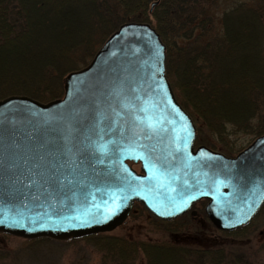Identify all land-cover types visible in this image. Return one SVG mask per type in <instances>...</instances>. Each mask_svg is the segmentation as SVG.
Masks as SVG:
<instances>
[{
  "label": "water",
  "instance_id": "obj_1",
  "mask_svg": "<svg viewBox=\"0 0 264 264\" xmlns=\"http://www.w3.org/2000/svg\"><path fill=\"white\" fill-rule=\"evenodd\" d=\"M165 63L154 27L126 22L65 76L62 98L0 99V233L55 241L110 233L136 202L171 221L188 212L196 219L192 207L207 200L218 230L250 224L264 205V134L234 157L196 146ZM93 140L111 141L107 153Z\"/></svg>",
  "mask_w": 264,
  "mask_h": 264
},
{
  "label": "trees",
  "instance_id": "obj_2",
  "mask_svg": "<svg viewBox=\"0 0 264 264\" xmlns=\"http://www.w3.org/2000/svg\"><path fill=\"white\" fill-rule=\"evenodd\" d=\"M149 2L0 0V99L14 94L42 102L62 97L65 76L87 65L120 25L147 22L166 46V75L195 122L198 145L233 155L263 135L264 32L259 14L238 5L217 22L209 15L207 0H158L152 11ZM240 136L248 139L240 141ZM155 221L171 234L192 223L187 216ZM247 227L221 233L241 234ZM23 241L32 254L42 245L83 241L100 254L102 264H139L143 257L145 264H241L229 247L196 249L110 234ZM4 254L0 250V260Z\"/></svg>",
  "mask_w": 264,
  "mask_h": 264
},
{
  "label": "rangeland",
  "instance_id": "obj_3",
  "mask_svg": "<svg viewBox=\"0 0 264 264\" xmlns=\"http://www.w3.org/2000/svg\"><path fill=\"white\" fill-rule=\"evenodd\" d=\"M207 1L206 8L210 12L209 15H212L211 17H216L217 22L224 16V13L232 7L236 8L238 5H244L245 7L251 8V11L257 12L261 17L262 29L264 32V0ZM155 2L158 4V0H150V11L154 8ZM174 93L176 95L175 90ZM230 139L235 140L236 138L235 136H231ZM238 139H240V141L245 140L246 142L248 137L240 136ZM217 147L219 148V146ZM220 150L215 151L221 152ZM236 154L237 153L225 155L234 157ZM134 168L139 171V165H134ZM193 209L198 212L197 218H192L190 214L185 215L192 223L187 224L185 227L177 228L178 233L171 234L162 229L160 223L155 221L156 218L142 206L133 208L127 220L109 234L130 240L141 239L152 243L171 242L196 249L216 248L220 246L229 247L231 251L237 252L239 256H235L234 258L239 257L238 259L241 261V264H264V246L262 244L264 240V205L253 221L248 225L247 229L241 234L235 235L222 234L221 232L223 231L218 230L205 215L204 205L197 204ZM2 235L5 234L0 233V250L5 252V254L3 259L0 260V264H102L100 254L90 245H86L83 241H79L75 245L66 243L42 245L38 248L37 254H32L28 252L27 244L23 239L11 235L5 238L2 237ZM137 262L139 264L146 263L144 257Z\"/></svg>",
  "mask_w": 264,
  "mask_h": 264
},
{
  "label": "snow or ice",
  "instance_id": "obj_4",
  "mask_svg": "<svg viewBox=\"0 0 264 264\" xmlns=\"http://www.w3.org/2000/svg\"><path fill=\"white\" fill-rule=\"evenodd\" d=\"M122 107H124V108H133L134 106H133L132 104H130V103L125 104V103L122 102ZM114 111H115V110H114ZM141 111H144V109H141ZM116 115L119 116L120 113H117ZM133 118H134L135 120H137V121H139V120L141 119V117L137 116V115L135 114V112H133ZM146 127H148L149 129L154 130V126H153V123H152V122H149V123L146 125ZM101 131H102V130H101ZM98 139L101 140V141H103V136H102V135H98ZM110 142H111V141H105V142H103V143H97L95 140H93V141H91L90 143H91V145L93 146V148H94V150H95L96 152H99V153L105 154V153H107V151H108L107 144L110 143ZM101 162H102V161H101ZM146 167H147V165H146Z\"/></svg>",
  "mask_w": 264,
  "mask_h": 264
}]
</instances>
